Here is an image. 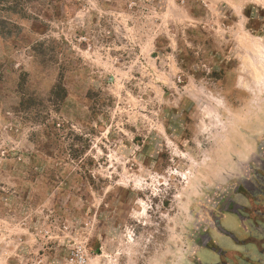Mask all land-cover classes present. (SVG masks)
<instances>
[{
  "label": "rangeland",
  "instance_id": "1",
  "mask_svg": "<svg viewBox=\"0 0 264 264\" xmlns=\"http://www.w3.org/2000/svg\"><path fill=\"white\" fill-rule=\"evenodd\" d=\"M0 264H264V0H0Z\"/></svg>",
  "mask_w": 264,
  "mask_h": 264
},
{
  "label": "trees",
  "instance_id": "2",
  "mask_svg": "<svg viewBox=\"0 0 264 264\" xmlns=\"http://www.w3.org/2000/svg\"><path fill=\"white\" fill-rule=\"evenodd\" d=\"M246 15L250 19L249 29L255 34V23L257 20H254L251 10H249ZM186 52L188 54L191 53L190 50L186 49L185 51H181L179 53V57H178V63L181 66V68L185 71L187 70V63L189 62V58H186V56H185ZM212 74L216 75L217 73L214 72ZM57 89L65 92V89L62 85L57 86Z\"/></svg>",
  "mask_w": 264,
  "mask_h": 264
},
{
  "label": "crops",
  "instance_id": "3",
  "mask_svg": "<svg viewBox=\"0 0 264 264\" xmlns=\"http://www.w3.org/2000/svg\"><path fill=\"white\" fill-rule=\"evenodd\" d=\"M223 250H224V249H223ZM223 250H221V252H222ZM223 253H228V251L224 250ZM223 253H222V254H223Z\"/></svg>",
  "mask_w": 264,
  "mask_h": 264
}]
</instances>
